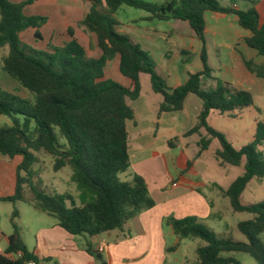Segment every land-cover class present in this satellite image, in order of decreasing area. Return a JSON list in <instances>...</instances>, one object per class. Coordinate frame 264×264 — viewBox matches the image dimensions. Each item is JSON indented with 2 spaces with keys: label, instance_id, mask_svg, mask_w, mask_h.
<instances>
[{
  "label": "trees",
  "instance_id": "16d2710c",
  "mask_svg": "<svg viewBox=\"0 0 264 264\" xmlns=\"http://www.w3.org/2000/svg\"><path fill=\"white\" fill-rule=\"evenodd\" d=\"M31 1L0 0V48L7 49L1 70L33 97L22 98L0 89V116L10 121L0 127V155L10 160L21 157L14 194L0 197V202H24L55 219L68 235L85 238L122 230L128 221L152 208L154 202L141 177L134 176L130 182L118 179L129 168L127 122L134 115L127 100L139 97L140 75L145 74L151 90L162 97L159 114L182 111L190 94L201 101L196 124L183 136L201 134L203 130L197 156L216 141L218 148L213 158L219 166L242 165V173L221 193L232 212L252 215L250 220L237 224L246 238L244 243L219 238L193 217L170 219L168 224L174 235L179 241L198 239L204 243L196 248L195 264H241L233 257L223 256L227 253H243L256 264H264V201L250 205L240 201L252 179H264V154L260 150L264 147V120L256 122L252 142L236 150L224 134L207 124V118L212 111L224 115L253 106L251 93L233 90L222 82L214 89H202L203 81L211 78L204 35L206 12L237 17L239 27L250 33L244 43L263 58L261 65L247 61L245 66L264 79V24H260L258 12L254 8L237 10L218 0H164L160 5L146 0H86L90 8L80 24L95 35L101 54L94 59L87 57L75 40L60 47L47 45L46 51L23 44L19 35L32 28L40 38L37 29L46 20L23 14L24 6ZM123 6L148 13L147 20L187 23L202 45V71L189 75L183 85L168 88L156 73L149 54L129 36L115 31L118 22L114 15ZM115 57L119 73L129 80L128 87L105 78L104 68ZM176 141L177 138L168 145L173 146ZM38 154L53 158V172L70 171L69 180L75 184L76 195H50L42 189L40 173L33 170ZM17 215L16 210L11 214L13 232L7 249L0 255V264L37 263L21 238L15 222ZM17 254L19 258L14 257Z\"/></svg>",
  "mask_w": 264,
  "mask_h": 264
},
{
  "label": "crops",
  "instance_id": "0c3cea01",
  "mask_svg": "<svg viewBox=\"0 0 264 264\" xmlns=\"http://www.w3.org/2000/svg\"><path fill=\"white\" fill-rule=\"evenodd\" d=\"M8 1L23 3L29 0ZM243 1L246 2V10L239 9L237 4L235 9L247 11L254 8L259 14L260 24H264V0ZM89 8L90 4L86 0H33L24 6L23 14L27 17L37 16L46 19L37 30L40 31L41 49L47 45L60 47L75 40L84 49L87 57L96 59L100 57L101 52L96 46L95 35L80 24ZM204 19L207 62L209 68L216 69L220 75L204 80L202 87L211 89L215 80L217 84L218 82L229 84L233 90H246L252 97L257 92H263L264 79L251 73L245 66L247 61H252L255 65L263 63V58L244 43V39L249 37L250 33L239 27L237 17L234 15L206 12ZM117 22L115 26L117 33L132 37L131 39L139 45L133 35L136 31H126L122 23ZM166 22H171L168 30L145 29L139 37L146 53L151 59L156 58L154 62L156 73L161 76L168 88H176L183 85L189 75L202 71L200 60L202 45L187 23L177 20ZM69 30L72 31L71 35L67 32ZM29 31L31 36L35 35V29ZM23 34L22 32L19 35L21 41L24 40ZM0 49L3 51L0 57L1 65L7 49ZM184 56H187L188 60H183ZM115 62L118 70V57H115ZM108 64L104 68L107 79H109L106 74ZM144 75H140V79ZM116 76L117 74H113V77ZM2 78L4 80L0 81V86L5 87V91H16V85L10 81L9 76L10 80L4 75ZM112 81L125 87L129 86V80L119 71L118 76ZM146 81L148 86L149 81L147 79ZM162 101V97L151 90V85L150 91H144L141 83L139 97L133 101L127 100L134 119L127 122L129 168L125 176L126 180L123 182H130L134 176L141 177L147 185L149 197L154 202L152 208L142 211L128 221L122 230L85 238L68 235L57 226L55 219L36 209L26 211L18 208L17 211L16 206H20L18 203L23 202H0L12 205V211L7 212L5 226L0 224V255H3L8 247V237L13 232L10 217L16 210L18 215L15 222L28 252L37 258L35 264H183L179 259H174L183 240L179 241L174 235L168 221L193 217L202 224L210 219L220 220L222 206L220 204L223 203L220 199L226 198L221 190H226L230 185L228 176L234 167L218 165L213 158L215 150L209 152L213 141L207 151L197 156L198 141L200 135L204 134L203 130L201 134L183 136L196 124L201 110V101L195 95L190 94L186 97L183 110L180 112L159 114ZM253 108L254 105L224 115L212 111L207 118V124L222 133L217 125L226 119L227 123L230 122V128L237 129L238 126L241 127L240 122L245 112L249 111L253 123L247 131L248 134L230 133L227 136L233 148L235 147L232 137H236L237 147L240 149L246 143H250L254 137L253 132L259 118L251 114ZM5 118L4 126L10 123L9 119ZM175 138L177 141L173 146H169L168 142ZM159 145L162 147L159 148ZM193 145L197 148V152L195 157L189 160L183 154L187 155ZM177 150L180 151V155L176 153ZM204 154L212 161L207 165L203 164L206 168L205 173L195 179L190 174L201 164V160L206 158ZM20 162L21 157L10 160L0 155V197L14 194L16 168ZM188 162H191L190 166ZM52 163L53 161L51 169ZM207 170H210V177L207 176ZM34 171H39L41 179L42 168ZM23 218L28 220V224L23 223ZM166 227L168 234L171 235L170 238H174L173 244L166 240L164 230ZM101 244L103 250L98 251L97 248ZM88 246L92 252L88 250ZM14 257L19 258L20 254Z\"/></svg>",
  "mask_w": 264,
  "mask_h": 264
},
{
  "label": "rangeland",
  "instance_id": "374dc122",
  "mask_svg": "<svg viewBox=\"0 0 264 264\" xmlns=\"http://www.w3.org/2000/svg\"><path fill=\"white\" fill-rule=\"evenodd\" d=\"M148 2L151 3H155V4H162L164 0H146ZM222 5H229L233 8H235V5L237 4L239 6V9L241 10H246V2H244L243 0H218ZM149 14H147L144 11L141 10H136L130 7H126L123 6L121 7L116 15H114V18L119 21L120 23H122L124 29L126 31H136L133 35L136 38V42L139 43L140 48L144 50L143 48V43L141 38L139 37L140 33H143V31L145 29L147 30H152L155 29L157 31H166L169 29V23L171 22H166V21H159V20H147L144 19V17H147ZM32 28H28L25 31H23V37L24 40H22L23 44H26L29 48L33 49V50H41V51H46L47 47L42 48V44L39 40L38 37L31 36V31H29ZM39 29V28H38ZM37 29V30H38ZM116 31V29H115ZM175 31V30H173ZM35 32V31H34ZM40 32V31H38ZM117 32V31H116ZM132 38V37H131ZM135 42V41H134ZM173 51V49H172ZM146 52V51H145ZM3 55V51L0 49V57ZM187 56L183 57V60L187 59ZM153 62H156V58H152ZM188 60V59H187ZM116 62H115V58L111 60V62H109L107 68H106V74H108V78L110 80H115V78L118 76V70L117 67L115 66ZM211 68V67H210ZM114 69V70H113ZM212 69V68H211ZM213 70V69H212ZM113 74H117L116 77H113ZM2 75H4L5 77H7V79L10 80V78H8V76H6V74H3L2 70H1V65H0V81H3L4 78H2ZM211 77H217L219 76V72L216 71V69H214L211 72ZM115 76V75H114ZM146 79L149 81L148 82V86L146 84ZM13 81V83H15V87H16V91H8L11 94H14L16 96L22 97V98H30L33 99L32 95L23 87H21L16 81L14 80H10ZM140 83L145 90L150 91V80L148 78V76H141L140 79ZM214 84L210 87L211 89L216 88V86L218 85L216 83V81L214 80L213 82ZM4 84V83H3ZM14 85V84H13ZM4 86V85H2ZM1 87V86H0ZM207 89H205L204 87H202V89L204 90H211L209 89V87H206ZM0 89L2 90H6L5 87H1ZM253 105H254V110H252V115L259 118V120H264V88H263V92H257L253 95ZM258 111V112H257ZM249 111H246L242 121L240 122V126L237 127V129L234 128H230V122L227 123L228 120L224 119V122H219L220 124H218L217 128H219V130L222 131V133L224 134V136L227 139V136H229L228 134L232 133V134H237V133H242L243 135H247V131L250 128V125L253 123V119L251 116H249ZM6 118L3 116H0V127L4 126V121ZM185 126V125H183ZM252 132V131H250ZM251 134V133H250ZM253 136H254V132H253ZM228 140V139H227ZM233 140V145L235 147V149H239L238 143L236 142V137H232ZM229 141V140H228ZM252 142V141H251ZM249 144L246 143L245 145ZM162 146L159 145V148H161ZM218 148V143L216 141H213L212 146L209 150V152H213L214 150H216ZM263 154H264V147L262 149H260ZM197 152V148L193 145L191 151H189L187 153V155H185L186 153L183 154V156H185L186 158L188 157L189 160H192ZM175 153V152H174ZM176 153L178 155H180V151L177 150ZM206 158H204L203 160H201V164L197 167L194 168V170L191 172V176L194 177L195 179H198L197 177L201 176L202 174L205 173L206 168H204V165H207L208 162L211 163L212 160H210L209 158H207L208 156L206 154H204ZM38 164L34 165L33 169L37 170V169H41L42 168V173H41V182H42V189L50 194V195H56V194H63V193H70L72 195H76V187L74 183H71L69 180V174L70 171L68 169H64L61 172L55 173L52 171L51 169V162L53 161V158L49 155H44V154H38ZM243 171L242 165L239 167H234L232 168V172L230 173V175L228 176L229 178V184H231L232 181H234ZM128 171L121 173L118 175V179L120 181H124L125 176L127 175ZM210 170H207V176L210 177ZM176 177V176H175ZM37 178H34V181H36ZM204 194H206L205 191H203ZM223 203L220 204L222 205L220 207V214H221V219L217 220V219H210L206 222H203L202 224L209 228L210 230H212L219 238H223V239H231L233 241H237V242H246V238L238 231L237 229V224L241 221H246V220H250L252 218V215L246 212L243 213H234L232 212L228 199L225 198L224 200H221ZM240 201L241 204L243 205H250V204H255L261 201H264V179L261 180H256V179H252L247 187L245 188V190L241 193L240 195ZM20 206H16V210L18 208H23L26 211H32V209L34 208H30V206H28L26 203H18ZM14 209V208H13ZM12 211V205L9 203H0V224L2 226H5V219H6V215L7 212H11ZM18 211V210H17ZM23 223H27L28 224V220L26 218H23ZM168 228L166 227L165 230V237L166 240L173 244V240L174 238H170L171 235L168 234ZM27 239H29L27 237ZM262 240L264 242V233L262 235ZM204 245V243L201 240H183L180 243V247H179V252L176 253V256H174V259H179L180 262H182L183 264H193V262L196 261V248L198 246ZM223 256H230L235 258L238 262H240L241 264H256L255 261L249 257L246 254L243 253H227V254H223Z\"/></svg>",
  "mask_w": 264,
  "mask_h": 264
},
{
  "label": "built area",
  "instance_id": "2783aa9c",
  "mask_svg": "<svg viewBox=\"0 0 264 264\" xmlns=\"http://www.w3.org/2000/svg\"><path fill=\"white\" fill-rule=\"evenodd\" d=\"M97 250H98V251H102V250H103V245H102V244L99 245L98 248H97ZM27 264H35V263L32 262V261H29V262H27Z\"/></svg>",
  "mask_w": 264,
  "mask_h": 264
}]
</instances>
